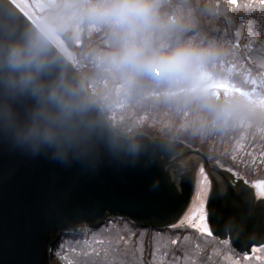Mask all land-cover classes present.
<instances>
[{"label": "water", "instance_id": "1", "mask_svg": "<svg viewBox=\"0 0 264 264\" xmlns=\"http://www.w3.org/2000/svg\"><path fill=\"white\" fill-rule=\"evenodd\" d=\"M29 37L46 50L43 79L63 78L87 104L86 138L68 163L50 153L33 155L15 136V117L25 119L33 100L13 83L3 62L12 46ZM71 59L35 10L20 0H0V264H52L64 235L99 230L115 220L140 229L177 226L195 200L200 162L212 182V235L230 240L241 254L264 246V200L255 189L212 168L208 156L187 141L130 133L111 118L103 98L91 100L92 82L77 75ZM161 145L171 153L161 155Z\"/></svg>", "mask_w": 264, "mask_h": 264}, {"label": "trees", "instance_id": "2", "mask_svg": "<svg viewBox=\"0 0 264 264\" xmlns=\"http://www.w3.org/2000/svg\"><path fill=\"white\" fill-rule=\"evenodd\" d=\"M202 1L158 0L159 23L151 35L163 40L166 46H171L170 49L173 51L177 48L190 47L206 50L210 53L199 69V75L196 77L198 79H194V81H199L198 88L200 90L207 85L209 79H214V84L219 89L228 88L222 86L224 83L230 84V88L234 89L237 85L235 82H241L247 83L251 88H255L252 90L253 93L250 94L256 99L255 97L259 94V91H264V81L260 82L264 77V74L262 76V73H264V0H235V2L233 0ZM96 2L97 0H77L76 7V10L79 11L80 22H82V55L75 56L71 61L74 62L77 75L86 81L95 78L96 74L111 73L109 69H113V67L107 68L108 61L116 51L114 43L107 41L108 38L106 40L104 37L108 27L106 25L108 24L91 18L95 22L85 25V21L90 18L87 14L90 8L89 4ZM212 9H216L217 12L212 13ZM208 13H210L209 20L205 17ZM114 34L116 35V32ZM194 35L199 36L193 38ZM204 35L206 36L204 37ZM97 38L99 39L95 44H88L91 39ZM156 38L151 36V44H153L152 47L154 49L160 50L163 46L158 45ZM117 44L116 42V46ZM86 46L89 49H86ZM72 49L75 51L79 50L78 47ZM100 51L104 53L101 55ZM168 53H171V51H168ZM236 67L237 70L235 69ZM134 77L126 74V78H122L116 72L111 76V81L119 80L120 83L127 84V86L132 81L131 87L133 88L136 84L137 91L142 92L141 96L152 95L155 93V90H159L155 86L157 79L146 75L144 78L142 76V80H140V76H136L135 79ZM98 78H100L99 75L95 79L97 80ZM186 79L188 78L162 80V84H165L164 88L161 89L162 93L169 92L176 94V92L171 90V87ZM88 81L87 83H89ZM236 95L245 101L250 100V98L242 94L237 93ZM101 106L105 111L104 106L102 104ZM248 120L250 119L245 118L240 123L242 125H249L250 122ZM253 122L249 126L257 124V121L253 120ZM216 126L219 129H204L203 134L207 139L204 138V146L202 148H198L199 146L193 148L191 145H185L208 156L210 164L215 165L218 170H222L221 172L228 179L231 176L236 178L232 171H237L236 174L241 176V182L251 187L249 185L251 182L259 181L264 177V174L263 176H259L261 174L259 172V162L254 163L251 157L242 159L249 166V169L255 173L246 172L245 175L240 172V169L234 168L231 163L237 162L238 164L241 157L234 158V154L225 150L222 147L223 144L220 142L222 137L242 136L241 132L235 130L240 127L235 125V129L233 127L228 129V127L221 124H217ZM256 126L264 127L261 124H257ZM255 129L253 128V130ZM232 131L235 132L232 133ZM128 135L131 134L129 133ZM250 144L255 146L253 143ZM210 145H213V147H210ZM218 147L220 148L219 153L225 154L222 156L223 160H218V156L212 157V151H217L215 148ZM248 149L251 148L248 146ZM113 227H117L118 229L132 228L141 234L132 237L128 235L127 240L130 245L128 248L123 247L124 250L118 259L113 256L114 262L110 260L109 264H264V261H260V259L254 258L252 255L241 254L231 245L230 241H222L213 235L208 236L207 233L200 232L195 228L181 229L174 233L179 228V224L164 230L140 229L135 224L124 220L111 221L99 230L85 229L75 234L64 235L53 250V262L57 260V253L68 247L66 246L67 243L72 245L77 244L80 241L88 239L89 236L95 233L99 234L100 232H103L101 233L102 235L106 234L108 236L106 233L108 231L106 230ZM168 232H172L170 236H164L173 238L172 242L174 245L172 246L176 251H173V248L170 251H165V249L159 251L158 247H151V243H148L146 248L139 246L142 235H145L144 233L149 234L148 236L152 239L153 233L165 234ZM108 237L111 238V236ZM182 240L186 241L185 244H181ZM83 244L81 253L84 252L82 253L84 255L83 258L88 260L90 264H100L97 262L93 263V259L90 257H94L99 253L101 256H106L109 252V248H106L108 250L106 254L102 250L101 252L97 251L100 244L99 239L92 245L86 242H83ZM120 246V242L117 241L111 249L112 251H116Z\"/></svg>", "mask_w": 264, "mask_h": 264}, {"label": "rangeland", "instance_id": "3", "mask_svg": "<svg viewBox=\"0 0 264 264\" xmlns=\"http://www.w3.org/2000/svg\"><path fill=\"white\" fill-rule=\"evenodd\" d=\"M20 1L28 5L39 14L61 48L68 49L72 58L82 55V22H80L81 19L79 16V11L76 10L77 0ZM202 2H206V0H203ZM89 5L91 6L92 4ZM216 12V9H212V13ZM209 15L210 13L205 15L207 20L210 19ZM90 20L91 18L87 19L85 21V25H88L90 22H95V20ZM106 26L108 27L105 31L104 37L106 40L108 38L107 41L114 43L116 53L120 50V46H122L123 43L122 34L116 32L110 25ZM113 31L114 33L116 32V35L113 33ZM151 36L153 38L157 37L154 35ZM198 36L199 35H194L193 38H197ZM205 36L206 35H204V37ZM98 39L99 38L91 39L88 44H95ZM116 42L119 45L117 44L116 46ZM157 43L158 45L163 46L160 48V52L168 53V51H173L170 49L171 46H166L163 40L157 39ZM74 47H78L79 50H73L72 48ZM86 49H89V47L86 46ZM99 53L102 55L104 52L100 51ZM110 67L112 66L108 61L107 68L109 69ZM235 69L237 70V67ZM110 70L111 73L109 72L108 74H96L95 78H97L98 75L100 76V78L97 80L95 78L91 79L96 94V97H91V100L103 98L111 118L130 133L187 141L194 146L201 147L204 146V138L207 139V137H204L203 134L204 129H219L218 126H216L217 124L224 125L225 127H228V129H231L232 127L235 129V125H238L240 128H236L235 130L241 132L243 137H222V140H220L221 144H223L222 147H224V149L231 154H234V158L241 157V160L238 164L237 162H231L234 168L240 169V172L244 173L245 175L246 172L255 174L249 169V166L244 163V160H242L251 157L254 163L259 162V172H261L259 176H263L264 127H258L256 125L261 124L264 126V91H259V94L255 97L256 99H254L250 93H253L252 90L255 88H251L247 83L235 82L237 85L234 87V89L230 88V84L224 83L222 86L228 88L219 89V87L214 84V79H209V81H207V85L203 87L202 90H200L198 88L199 81H194V79H198L196 78V75L181 81L179 84L173 85L171 90L176 92V94L169 92L162 93L161 89L164 88L165 84H162V80H157V84H155V86L159 90H155V93L153 92L154 94L152 95L141 96L142 92L137 91L136 84L133 86V88L131 87L132 81L129 86H127V84L120 83L119 80L111 81V76L116 72L119 73L122 78H126V74H122L114 68L109 69V71ZM263 74L264 73H262V76ZM140 80H142V76H140ZM263 81L264 77L262 80H260V82ZM237 93L250 98V100L245 101L244 99L237 96ZM222 106L228 107L230 115L227 120H218L215 124H213L211 122L212 116ZM245 118L250 119L248 120L250 122L249 125L254 123L253 120L257 121V124L255 126L242 125L240 121ZM253 128L256 129L253 130ZM234 132L235 131H232V133ZM250 143H253L255 146H252ZM248 146L251 149H248ZM210 147H213V145H210ZM215 149H217V151L213 150L212 156H218V160H223L224 158L222 156L225 154L222 152L219 153V147ZM201 168H203L204 173L207 175L203 163L200 162L195 200L187 212L184 220L182 222L180 221L179 228H177L174 233L181 229L192 228L200 231L198 228L193 227L192 224L188 222L187 217L191 214L193 205L198 203L197 192L199 191ZM232 172L236 177H233V180L240 183L241 176L236 174L237 171ZM212 173L215 179H217V188L219 189L218 173L216 171H212ZM208 180L210 182V187L206 197V212L208 211L207 204L212 187V182L209 177ZM260 181H264V177L261 180L254 182L258 183ZM106 231H108L106 233L108 236H111V238L106 236V234L102 235L101 233L103 232H100V235L95 233L89 236L88 239L80 241L77 244L72 245L67 243L66 246L68 247L65 250L63 249L61 252L57 253V260H54V262L52 260V264H90L88 260L83 258L84 255L82 253L84 252L81 253V247L83 242L91 243L92 245L98 239L100 244L97 251L101 252L102 250L103 253L106 254L108 251L106 248H109V252L106 256H101L99 253L90 258L93 259V263L97 262L100 264H109L110 260L114 262L113 256L118 259L124 250L123 247L128 248L130 245L129 241L127 240L128 235L132 237L141 234L132 228L118 229L117 227H113ZM171 233L172 232L165 234L153 233L152 239H150L148 236L149 234L144 233L145 235H142L139 246L146 248V245L151 243V247H158L159 251H162V249H165V251H170L173 248L172 245H174L172 242L173 238H169L168 236L164 235L170 236ZM117 241L120 242L121 246L120 248H117L116 251H112L111 248L115 246ZM185 242L186 241L182 240L181 244H185ZM173 251L176 250L173 248ZM251 255L254 258L260 259V261H264V246L257 247L256 250L253 249Z\"/></svg>", "mask_w": 264, "mask_h": 264}, {"label": "clouds", "instance_id": "4", "mask_svg": "<svg viewBox=\"0 0 264 264\" xmlns=\"http://www.w3.org/2000/svg\"><path fill=\"white\" fill-rule=\"evenodd\" d=\"M87 14L122 34L120 50L109 58L111 66L122 74L157 80L191 78L198 75L210 55L190 47L171 53L152 47L151 34L159 23L158 0H97ZM3 66L14 74L13 83L33 100L25 119L15 117L19 145L29 146L33 155L50 153L52 159L68 163L86 138L82 117L87 104L80 91L63 78L43 79L48 68L46 50L30 37L9 49ZM229 115L228 107L222 106L211 122L227 120Z\"/></svg>", "mask_w": 264, "mask_h": 264}, {"label": "snow or ice", "instance_id": "5", "mask_svg": "<svg viewBox=\"0 0 264 264\" xmlns=\"http://www.w3.org/2000/svg\"><path fill=\"white\" fill-rule=\"evenodd\" d=\"M235 2V0H233ZM159 152L161 155H169L171 150L165 148L163 145L159 147ZM150 153V152H149ZM146 153V154H149ZM151 154H154L152 151ZM210 182L207 175L204 173L203 168L200 170V181H199V191L197 192V201L192 207L191 214L187 217V220L193 227L198 228L201 232L207 233L208 236H212V232L208 226L207 212L206 208V197L209 191ZM255 189V194L262 200H264V181L254 183L251 185Z\"/></svg>", "mask_w": 264, "mask_h": 264}, {"label": "flooded vegetation", "instance_id": "6", "mask_svg": "<svg viewBox=\"0 0 264 264\" xmlns=\"http://www.w3.org/2000/svg\"><path fill=\"white\" fill-rule=\"evenodd\" d=\"M237 184H238V183L234 184V186L236 185L235 188H237ZM228 241H230V240H228Z\"/></svg>", "mask_w": 264, "mask_h": 264}]
</instances>
